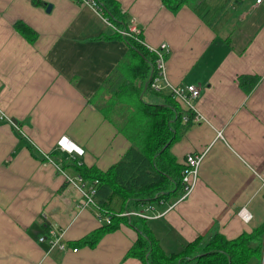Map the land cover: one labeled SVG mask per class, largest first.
<instances>
[{
	"label": "crops",
	"instance_id": "0c3cea01",
	"mask_svg": "<svg viewBox=\"0 0 264 264\" xmlns=\"http://www.w3.org/2000/svg\"><path fill=\"white\" fill-rule=\"evenodd\" d=\"M117 1L145 45H169V81L200 89L199 120L170 148L181 165L204 154L198 182L172 204H146L153 236L172 253L199 236L232 240L264 226V3L199 0L172 10L162 0ZM106 20L72 0H0V264H143L126 257L138 236L129 223L94 246L71 245L100 227L92 207L78 208L72 164L107 171L131 146L96 105L108 78L132 61L124 39L107 37L114 26ZM18 22L36 32L33 42ZM243 76L258 79L249 92ZM162 94L170 92L155 102ZM62 139L83 154L60 150ZM50 226L65 229L70 249L39 242Z\"/></svg>",
	"mask_w": 264,
	"mask_h": 264
},
{
	"label": "trees",
	"instance_id": "16d2710c",
	"mask_svg": "<svg viewBox=\"0 0 264 264\" xmlns=\"http://www.w3.org/2000/svg\"><path fill=\"white\" fill-rule=\"evenodd\" d=\"M95 1L103 16L114 26L113 33L107 37L124 39L128 43L132 61L128 55V59L100 88V94L96 96L100 100L94 102L118 131L126 136L131 146L120 161L107 171L72 164L77 175L88 183L98 181L94 199L99 211L111 216L110 223L100 224L95 231L72 242V247L94 246L103 235L117 230L124 222L138 231L137 239L126 257L138 258L143 264H262L264 226L232 240L217 232L199 236L181 251L166 253L153 236L146 219L133 220L128 216H119L132 205L138 207L161 200L172 204L186 193L183 182L186 164L178 163L170 148L181 137L182 131L193 124L195 112L183 111L171 94H162V103L145 100V93L150 91L149 82L155 75V55L135 38L121 34L127 29L129 18L117 0ZM195 1L199 0H162L172 10ZM15 27L29 41L35 40L36 32L26 24L18 22ZM257 81L255 77L243 76L240 85L249 92ZM54 162L64 168L67 160ZM87 207H92L97 213L94 206Z\"/></svg>",
	"mask_w": 264,
	"mask_h": 264
},
{
	"label": "built area",
	"instance_id": "2783aa9c",
	"mask_svg": "<svg viewBox=\"0 0 264 264\" xmlns=\"http://www.w3.org/2000/svg\"><path fill=\"white\" fill-rule=\"evenodd\" d=\"M74 2L84 3L92 6L96 12L103 15L101 8L98 6L95 0H72ZM264 0H256V4H263ZM108 25L112 26V24L106 20ZM121 34L127 37H133L138 40L142 45H144L150 52L155 55V75L149 82V89L155 93H162L165 90H168L174 100L180 105L183 111H193L195 112V105L193 101L200 97V89L195 85H186V86H175L173 85L167 75V59L170 54V47L166 43H162L157 47H153L150 45H145L143 41L140 39L142 34V30L138 26L135 19L129 21L127 29L121 31ZM187 120V117H186ZM199 120L198 114L195 112V117L193 118V122ZM59 149L68 151L72 153L73 151H77L80 155L83 154V151L78 150L76 147H73L69 141H64L63 139L58 143ZM204 154H189L186 156L185 160V168L183 170V182L185 184L186 193L183 195L185 197L188 195L196 186L198 182L199 168L202 163ZM67 180L73 184L76 182L80 183L79 191L82 195V199L78 201V208L83 209L87 206H94L97 209V218L100 224L102 223H110L111 216L104 214L99 211L97 203L94 199L96 195V186L98 181L95 180L93 183L86 185L84 179L76 175L73 178L67 176ZM264 183V180H263ZM153 207L151 205H146L141 209H133L124 211L119 214V216H128L129 218L137 217L149 219L153 216H150L147 211L152 210ZM240 216L248 221L251 219V214L245 208H243L239 212ZM42 218L46 220V213H42ZM65 229L60 227H49L48 232L46 234H42L38 240L40 243H45L48 246L49 250L57 249L59 251H65L71 248L70 244L64 238ZM78 248L73 247L72 251L77 252Z\"/></svg>",
	"mask_w": 264,
	"mask_h": 264
},
{
	"label": "rangeland",
	"instance_id": "374dc122",
	"mask_svg": "<svg viewBox=\"0 0 264 264\" xmlns=\"http://www.w3.org/2000/svg\"><path fill=\"white\" fill-rule=\"evenodd\" d=\"M150 91L146 92L145 96H144V98H145V100L147 102H149V103H159V102H161L162 98L164 99V97H160L161 99H157L159 102H155L156 96H155V94L152 93V91L151 92ZM132 219L135 220V219H137V217H133ZM263 258H264V256H263Z\"/></svg>",
	"mask_w": 264,
	"mask_h": 264
},
{
	"label": "water",
	"instance_id": "95a60500",
	"mask_svg": "<svg viewBox=\"0 0 264 264\" xmlns=\"http://www.w3.org/2000/svg\"><path fill=\"white\" fill-rule=\"evenodd\" d=\"M50 7H51V6L49 5V6H48V10L50 9ZM76 154H77V153H76ZM263 264H264V259H263Z\"/></svg>",
	"mask_w": 264,
	"mask_h": 264
},
{
	"label": "snow or ice",
	"instance_id": "6c2138e0",
	"mask_svg": "<svg viewBox=\"0 0 264 264\" xmlns=\"http://www.w3.org/2000/svg\"><path fill=\"white\" fill-rule=\"evenodd\" d=\"M74 147V146H73Z\"/></svg>",
	"mask_w": 264,
	"mask_h": 264
}]
</instances>
